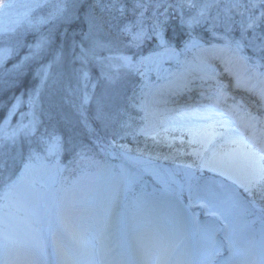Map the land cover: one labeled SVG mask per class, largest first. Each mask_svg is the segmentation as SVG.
Listing matches in <instances>:
<instances>
[{
	"label": "rangeland",
	"instance_id": "1",
	"mask_svg": "<svg viewBox=\"0 0 264 264\" xmlns=\"http://www.w3.org/2000/svg\"><path fill=\"white\" fill-rule=\"evenodd\" d=\"M184 29L195 34L173 49ZM212 37L243 46L264 64V0H0V206L25 164L43 169L41 183H53L55 201L78 182L99 191L104 184L96 176L103 173L113 176L108 186L116 194L102 202V213L122 194L118 206L128 218L145 197L164 198L163 205L173 208L198 205L201 217L213 218L222 235L203 219L192 248L196 264L237 259L222 262L210 247L221 235L224 247L235 249L241 225H251L250 233L264 226V172L262 183L232 189L236 200H224L220 192L226 187L202 186L199 179L209 177L187 160L204 155L201 136L225 134V117L196 106L149 132L143 116L149 90L179 70L194 71L199 54L193 53ZM149 49L157 53L146 56ZM64 157L71 158L65 166ZM181 169L187 178H176ZM120 173L135 182L124 189ZM164 186L175 192L168 196L175 202ZM109 222L79 229L99 235ZM97 235H90L92 245ZM151 246L147 263L158 252L156 243Z\"/></svg>",
	"mask_w": 264,
	"mask_h": 264
},
{
	"label": "bare ground",
	"instance_id": "2",
	"mask_svg": "<svg viewBox=\"0 0 264 264\" xmlns=\"http://www.w3.org/2000/svg\"><path fill=\"white\" fill-rule=\"evenodd\" d=\"M181 20L188 19L183 15ZM183 31L173 49L180 50L181 43L195 34L190 29ZM204 39H209L205 41L211 44H207L200 57H195L194 71L179 70L145 96V130L154 132L161 122L172 120L173 114L183 109H200L196 106L202 104L207 107L204 110H215L223 115L225 134L213 138L201 136L198 143L206 148L204 155L187 162L191 161L197 172L209 177L207 182L199 179L202 186H225L226 189L219 191L222 198L235 201L232 189L243 190L263 181L264 171L260 165L264 166V64H258L246 48L231 40ZM155 52L157 50L149 49L144 54L149 56ZM184 101H188L185 102L188 108ZM226 106L228 111L223 109ZM175 176L185 179L188 174L181 169ZM43 177V169L37 172L33 166L25 164L13 192L3 198L0 264H196L192 248L198 240L203 219L209 220L214 234L222 235L213 218L201 217L200 206L183 207L176 203L173 208L169 203L163 205L164 198H149L152 202H147V197L141 198L144 202L140 207L138 204L139 211L128 218L122 216V208L118 206L124 200L122 194L114 201L115 207L102 213V202L116 194L108 186L113 181L111 175L97 174L96 178L104 184L97 192V188H86L78 182L58 201L50 193L53 183H41ZM133 180V175L119 174L124 189L131 186ZM163 180L169 182V179ZM164 191L167 197L174 198L175 192L168 187ZM170 202L175 201L170 199ZM86 206L91 207V213L85 211ZM104 219L113 222L99 230V235L96 231L85 235L79 229L87 224L102 228ZM251 227L241 225V245L232 250L224 247L219 235L210 247L212 256L222 257V262L226 257H237L224 264H264V226L253 233H250ZM90 235H97V245H92ZM151 243L157 244L158 252L153 261L147 263L145 253L151 249ZM37 247L40 252L35 253Z\"/></svg>",
	"mask_w": 264,
	"mask_h": 264
},
{
	"label": "trees",
	"instance_id": "3",
	"mask_svg": "<svg viewBox=\"0 0 264 264\" xmlns=\"http://www.w3.org/2000/svg\"><path fill=\"white\" fill-rule=\"evenodd\" d=\"M262 31H263V30H262ZM262 31H259V34L262 35V33H261ZM257 32H258V31H257ZM257 34H258V33H257ZM255 35H256V34H255ZM259 37H261V36H259ZM248 52L251 53L250 50H248ZM248 52H247V53H248ZM247 53H246V54H247ZM251 54H252V53H251ZM63 136H64V135H63ZM64 150H65V149H64ZM65 151H67V149H66ZM65 151H64V155H65V153H67V152H65ZM150 152H152V154H150ZM148 154H149L150 156L153 155V156H159V157H160V154H159V153H157V152L155 153V152H153L151 149H149ZM64 159H65V160H63V161H64L63 163L65 164V163H67L71 158L64 157Z\"/></svg>",
	"mask_w": 264,
	"mask_h": 264
},
{
	"label": "snow or ice",
	"instance_id": "4",
	"mask_svg": "<svg viewBox=\"0 0 264 264\" xmlns=\"http://www.w3.org/2000/svg\"><path fill=\"white\" fill-rule=\"evenodd\" d=\"M37 47H40V45H37Z\"/></svg>",
	"mask_w": 264,
	"mask_h": 264
}]
</instances>
